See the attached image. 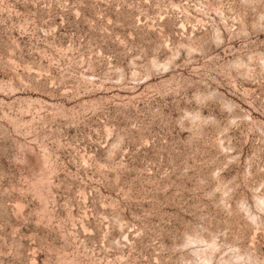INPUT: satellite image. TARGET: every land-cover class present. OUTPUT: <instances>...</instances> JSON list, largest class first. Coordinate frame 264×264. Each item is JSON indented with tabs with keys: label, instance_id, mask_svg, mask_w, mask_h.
I'll use <instances>...</instances> for the list:
<instances>
[{
	"label": "rangeland",
	"instance_id": "rangeland-1",
	"mask_svg": "<svg viewBox=\"0 0 264 264\" xmlns=\"http://www.w3.org/2000/svg\"><path fill=\"white\" fill-rule=\"evenodd\" d=\"M0 264H264V0H0Z\"/></svg>",
	"mask_w": 264,
	"mask_h": 264
}]
</instances>
